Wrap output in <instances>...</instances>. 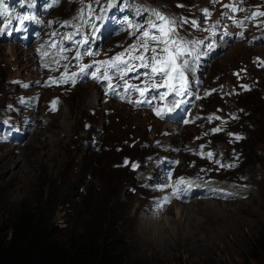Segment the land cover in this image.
I'll list each match as a JSON object with an SVG mask.
<instances>
[{
  "label": "rangeland",
  "instance_id": "374dc122",
  "mask_svg": "<svg viewBox=\"0 0 264 264\" xmlns=\"http://www.w3.org/2000/svg\"><path fill=\"white\" fill-rule=\"evenodd\" d=\"M243 1L248 12L235 4L229 15L241 20L234 23L208 0L214 11L199 33L196 15L207 0H0V223L23 202L44 203L63 228L85 229L96 215L119 230L137 264H264V104L238 102L252 91L264 98V70L254 65L264 53L254 40L264 0ZM101 16L108 18L103 27ZM225 24L233 35L220 57L205 51L209 91L193 121L168 124L157 109L148 113L118 97L121 82L146 75L148 56L209 43ZM13 33L20 42L8 41ZM51 48L59 52L55 73L64 93L43 82L54 68ZM39 51L50 61H38ZM79 69L87 80L71 89ZM251 81L255 87L242 92ZM141 86L131 98L160 92ZM170 92L187 95L182 83ZM188 186L195 195L185 201Z\"/></svg>",
  "mask_w": 264,
  "mask_h": 264
},
{
  "label": "trees",
  "instance_id": "16d2710c",
  "mask_svg": "<svg viewBox=\"0 0 264 264\" xmlns=\"http://www.w3.org/2000/svg\"><path fill=\"white\" fill-rule=\"evenodd\" d=\"M254 97L257 104L253 106L264 104V98L255 91L243 94L238 102L246 104ZM251 110L254 114L249 120L253 122L255 117L254 126L260 132L263 128L254 116L257 111ZM259 115L264 123V112ZM249 126L244 125L246 129ZM66 199L67 203L71 200ZM111 202L110 198L100 202V213L107 212ZM93 217L92 225L85 229L63 228L54 221L49 206L23 202L13 216L0 223V264H137L127 257L126 237ZM260 245L264 253V240Z\"/></svg>",
  "mask_w": 264,
  "mask_h": 264
},
{
  "label": "bare ground",
  "instance_id": "6f19581e",
  "mask_svg": "<svg viewBox=\"0 0 264 264\" xmlns=\"http://www.w3.org/2000/svg\"><path fill=\"white\" fill-rule=\"evenodd\" d=\"M11 51L14 52L15 51V48L14 47H11ZM36 53H37V55H36L37 60L38 61L40 60V62L42 64L44 63L45 60H47V62L50 61V59L49 58L47 59L46 58V55H44L41 51L36 52ZM95 101H96L95 99L93 101L90 100V102H95ZM196 189L197 190H200L199 191V194H201V195H203L202 193H204L205 191H206V193L212 192V191H210V188L209 187H207L206 190L202 189V187L201 188L200 187H196ZM194 195H195V193H194L193 189L188 186L187 187L186 194H183L182 197L183 198L186 197L185 201H187V200H191ZM249 196H250V193H249ZM203 200H213V199L212 198H205V197H203ZM197 201H201V199H198Z\"/></svg>",
  "mask_w": 264,
  "mask_h": 264
}]
</instances>
